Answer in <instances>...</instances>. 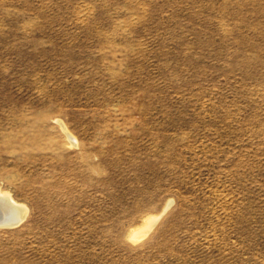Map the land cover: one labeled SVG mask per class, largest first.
Wrapping results in <instances>:
<instances>
[{
  "label": "rangeland",
  "instance_id": "rangeland-1",
  "mask_svg": "<svg viewBox=\"0 0 264 264\" xmlns=\"http://www.w3.org/2000/svg\"><path fill=\"white\" fill-rule=\"evenodd\" d=\"M0 191V264H264V0H0Z\"/></svg>",
  "mask_w": 264,
  "mask_h": 264
},
{
  "label": "bare ground",
  "instance_id": "bare-ground-1",
  "mask_svg": "<svg viewBox=\"0 0 264 264\" xmlns=\"http://www.w3.org/2000/svg\"><path fill=\"white\" fill-rule=\"evenodd\" d=\"M26 215L27 210L23 205L15 202L10 194L0 191V228L19 224ZM155 222L156 219H151L148 224L149 227H152ZM141 233L144 232L141 231L138 235Z\"/></svg>",
  "mask_w": 264,
  "mask_h": 264
}]
</instances>
